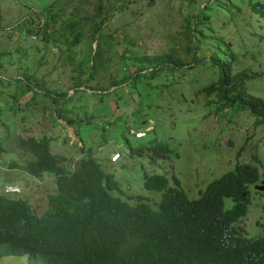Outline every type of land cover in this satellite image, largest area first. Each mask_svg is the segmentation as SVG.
Wrapping results in <instances>:
<instances>
[{
	"label": "rangeland",
	"instance_id": "obj_1",
	"mask_svg": "<svg viewBox=\"0 0 264 264\" xmlns=\"http://www.w3.org/2000/svg\"><path fill=\"white\" fill-rule=\"evenodd\" d=\"M50 1L0 0V137L4 134L0 138L4 148L0 153V192L12 190L9 195L26 198L39 213L46 192L53 188L47 172L33 176L8 167L13 158L27 157L15 147L17 135H55L49 149L66 167L90 148L101 167L114 174L124 191L121 197L129 202L138 192L151 199L156 196L142 188L140 165L166 173L171 183L174 174L179 186L189 196H196L199 188L232 168L235 161L250 162L257 167L259 179L249 184L250 201L235 225L244 228L248 236L263 232L264 124L253 125V116L244 109L217 106L221 99L200 89L216 78L219 67L230 72L245 67L258 72L245 80L246 91L264 99V21L249 0H120L121 6L113 7L103 24V68L89 79H85L86 71L79 74V84L86 81L87 86L72 85L76 71L65 55L67 40L45 41L38 34L20 33L41 21L40 10ZM116 1L108 2L114 6ZM202 6L201 14L190 20L197 28L189 44L195 46L196 60L192 61V53L182 50L186 42L178 31L183 29L185 8L193 14ZM83 46L80 42L73 48L78 51ZM169 49L178 51L186 62L166 70V62L161 61L162 68L155 72H138L115 85L106 84L113 74H126L137 63L150 70L155 63L143 61L140 54ZM26 83L31 85L28 90ZM40 85L47 94L32 100L33 86ZM63 92L65 96L59 95ZM51 95L59 97L55 101ZM64 97L63 113L72 122L50 112ZM141 129L144 136L137 135ZM147 138L161 140L172 149L162 153L144 146L143 152L137 148L133 156L128 155L129 143ZM113 152L118 156L112 159ZM0 264L27 263L24 255L9 254L0 257Z\"/></svg>",
	"mask_w": 264,
	"mask_h": 264
},
{
	"label": "trees",
	"instance_id": "obj_2",
	"mask_svg": "<svg viewBox=\"0 0 264 264\" xmlns=\"http://www.w3.org/2000/svg\"><path fill=\"white\" fill-rule=\"evenodd\" d=\"M108 1L51 0L40 10L41 21L20 33L38 34L45 41L67 40L65 55L76 71L72 85L87 86L86 81L79 84V74L86 71L85 79H89L103 68V24L107 13L121 6L120 0L114 6ZM248 4L264 21V0H249ZM185 9L184 22L180 24L183 29L178 32L186 42L184 54L192 53L191 60L195 61V46L191 48L189 44L197 28L190 20L201 12L192 14ZM80 42L83 48L75 51L73 45ZM139 57L154 62V66L145 70L136 62L132 71L119 77L113 74L106 84L115 85L138 72H155L162 68L161 61L166 62V70L186 62L172 49ZM256 76L257 71L245 67L234 72L219 67L216 78L200 89L221 99L217 106L244 109L253 116V125L264 124V99L245 88V80ZM30 88L26 83L25 89ZM32 90V100L48 92L41 85ZM58 97L51 95L50 99L56 101ZM65 99L50 112L72 122L63 113ZM50 116L56 118L55 114V118ZM144 134L143 131L140 136ZM3 137L4 134L0 138ZM54 138L53 134L14 137L15 147L27 157L13 158L8 167L33 176L47 172L53 188L46 192L45 206L39 213L17 193L13 196L0 192V257L24 255L27 264H264V229L248 236L244 228L235 225L250 201L249 184L259 179L255 165L235 161L232 168L199 188L196 196H189L174 174L171 183L166 173L140 165L142 188L156 196L151 199L138 192L129 202L121 197L124 191L114 174L101 167L90 148L74 158L70 167L60 164L49 149V141ZM144 146L162 153L172 149L161 140L147 138L129 143L127 153L133 156L137 148L143 152ZM3 149L0 145V153Z\"/></svg>",
	"mask_w": 264,
	"mask_h": 264
},
{
	"label": "clouds",
	"instance_id": "obj_3",
	"mask_svg": "<svg viewBox=\"0 0 264 264\" xmlns=\"http://www.w3.org/2000/svg\"><path fill=\"white\" fill-rule=\"evenodd\" d=\"M207 2L209 3V0H207ZM204 5V4H203ZM201 9H203V6L202 7H199V10L198 11H200ZM197 11V12H198ZM204 14H206V13H204ZM140 133V134H139ZM143 134V130L141 129V130H139L138 131V133H137V135L138 136H140V135H142ZM117 156V153L116 152H113L112 153V155H111V158L113 159V158H115ZM10 193H12V192H10Z\"/></svg>",
	"mask_w": 264,
	"mask_h": 264
},
{
	"label": "built area",
	"instance_id": "obj_4",
	"mask_svg": "<svg viewBox=\"0 0 264 264\" xmlns=\"http://www.w3.org/2000/svg\"><path fill=\"white\" fill-rule=\"evenodd\" d=\"M32 36V35H31ZM140 134V133H139ZM12 190L7 191V193H10Z\"/></svg>",
	"mask_w": 264,
	"mask_h": 264
},
{
	"label": "bare ground",
	"instance_id": "obj_5",
	"mask_svg": "<svg viewBox=\"0 0 264 264\" xmlns=\"http://www.w3.org/2000/svg\"><path fill=\"white\" fill-rule=\"evenodd\" d=\"M116 157H117V156H116ZM116 157H115V158H116Z\"/></svg>",
	"mask_w": 264,
	"mask_h": 264
}]
</instances>
